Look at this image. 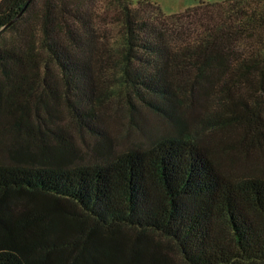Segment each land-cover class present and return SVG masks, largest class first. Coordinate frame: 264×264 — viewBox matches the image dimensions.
Returning <instances> with one entry per match:
<instances>
[{"label": "trees", "instance_id": "1", "mask_svg": "<svg viewBox=\"0 0 264 264\" xmlns=\"http://www.w3.org/2000/svg\"><path fill=\"white\" fill-rule=\"evenodd\" d=\"M76 1L43 0L36 9L35 0H0V128L43 133L10 144L14 161L0 157V264H177L171 250L183 264H264V177L220 169L182 110L213 98L205 125L242 124L248 142L263 139L264 0H200L171 15L152 0H108L121 40L101 37L98 62L119 67L137 98L177 129L149 147L74 166L70 145L51 144L34 125L50 107L34 97L58 88L57 66L78 96H68L73 114L81 123L93 114L92 102L82 112V82L98 38Z\"/></svg>", "mask_w": 264, "mask_h": 264}, {"label": "rangeland", "instance_id": "2", "mask_svg": "<svg viewBox=\"0 0 264 264\" xmlns=\"http://www.w3.org/2000/svg\"><path fill=\"white\" fill-rule=\"evenodd\" d=\"M136 1L133 0V7L138 6ZM152 1L159 5L166 15H171L195 6L200 0ZM42 3L43 0H35V8L39 9ZM70 5L74 8L78 7L80 12L82 8L86 10L85 13L94 18L93 23L96 27L98 40L96 48L91 52L93 66L89 70L90 79L87 84L82 82V112L89 109L86 102H92L90 110L93 114L89 119H82V123L76 118L71 110L68 96L72 102L77 100L78 96L75 91L66 90L61 71L57 66H53L51 77L57 81L58 88L54 93L49 89L39 88L34 98L39 95L44 96L48 99L50 107L49 110L44 107L41 109L42 122L39 124L34 118V125L37 128L43 125V130L47 132L45 137L51 144L70 145L73 155L69 160L74 166L101 162L109 151L118 154L135 147H149L175 133L176 124L139 100L134 91L124 83L119 67L113 66L112 63L104 67L98 62L102 45L101 37H107L110 44L115 46L121 40V26L117 22L116 11L110 7L108 0H77ZM36 9L30 16L36 14ZM235 93L244 96L251 105H255L259 100L247 87H238ZM262 101L260 111L264 121V99ZM213 107V98L202 97L200 101L182 108L185 118L190 122L191 132L202 144L211 148L220 169L230 176L264 177V135L261 141L254 143L246 140L252 135V131L249 132L242 124L209 128L204 124V119ZM82 116L87 118L86 115ZM34 134L41 138L43 133L37 130ZM0 137L2 138L0 157L8 162L16 159L10 150V144L16 142L18 138L21 141L32 137L35 141H40L34 135L28 136V132H21L8 126L0 128ZM124 232L132 237L135 236L131 231ZM168 255H172L177 264H183L181 257L174 250L169 251Z\"/></svg>", "mask_w": 264, "mask_h": 264}]
</instances>
